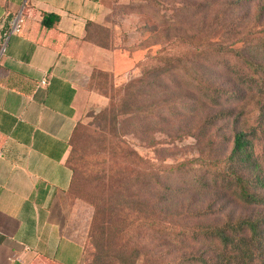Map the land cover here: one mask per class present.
<instances>
[{
    "label": "rangeland",
    "instance_id": "374dc122",
    "mask_svg": "<svg viewBox=\"0 0 264 264\" xmlns=\"http://www.w3.org/2000/svg\"><path fill=\"white\" fill-rule=\"evenodd\" d=\"M225 2L217 8L226 10L223 25H230L235 39H239L236 46L246 40L245 34L249 30L264 28V16L257 18L255 13L256 8L264 7V0L244 1L235 6L230 0ZM99 4L101 16L87 26L84 56L80 58L86 71L82 79L83 90L91 94V99L86 97L79 109L76 132L71 141L77 162L74 179L67 190L69 202L76 205L85 233L81 264H93L104 240L108 244L102 249L104 255H100L102 259L97 264H120V250L128 255L136 246L140 247V257L135 264H186L182 258L208 253L206 242L179 245L169 239L164 241L160 234L142 226V219L136 213L116 209V206L125 197L159 201L168 197L172 201L169 211L185 218L181 220L184 224L200 222L190 220L197 211L206 213L207 217L201 222L215 224H222L229 217L264 214L263 209L244 205L228 189L215 185L204 190L181 186L182 180L189 181L193 176L203 178V183L209 181L215 175L214 164L223 165L220 161L231 147L230 124L215 121L204 134L197 136L198 131H193L194 136L167 137L171 131L186 130L195 121L202 120L200 112L188 114L190 92L187 95L188 89L182 85L178 86L180 92H174L181 101L176 99L177 103L169 109L159 104L152 109V115L146 113L142 118L132 112L120 114L121 108H114L115 121L109 114L106 123L97 115L109 104V99L114 107L121 105L127 97H130L129 102L135 101L138 105L155 102L158 98L152 97V91L148 90V95H137V88L143 82L151 83L152 69L161 67L164 57L180 55L191 64L194 50L191 36L194 37L198 25L201 35L204 33L209 11L206 12L204 6L198 16H193L194 0H170L169 10L150 6L144 0H99ZM247 39L251 40V36ZM236 67L239 69L240 65ZM244 73H247L246 77L251 74L249 70ZM141 77L142 82H137ZM203 78L222 97L232 88L237 91L240 100L235 99L237 103L230 107L235 115H240L236 129L255 131V154L260 167L264 168V96L249 87V81L241 84V79L234 74L227 76L221 64H207ZM162 79L169 89L182 82L175 70ZM129 84L131 87L124 91ZM182 111L186 114L177 115ZM172 113H176L173 115L176 119L171 124L162 123L161 118ZM181 162L178 171L170 169ZM149 176H152V182L159 178L160 186L148 188L145 184V187L144 183L148 181L144 179ZM166 176L172 178L168 180L169 186L164 188L162 182ZM125 218L129 226L124 232L117 233Z\"/></svg>",
    "mask_w": 264,
    "mask_h": 264
},
{
    "label": "crops",
    "instance_id": "0c3cea01",
    "mask_svg": "<svg viewBox=\"0 0 264 264\" xmlns=\"http://www.w3.org/2000/svg\"><path fill=\"white\" fill-rule=\"evenodd\" d=\"M20 9V32L10 34ZM42 13L59 17L54 28L41 25ZM100 16L99 0H0V264L83 260L66 159L80 106L91 99L82 86L84 25Z\"/></svg>",
    "mask_w": 264,
    "mask_h": 264
},
{
    "label": "trees",
    "instance_id": "16d2710c",
    "mask_svg": "<svg viewBox=\"0 0 264 264\" xmlns=\"http://www.w3.org/2000/svg\"><path fill=\"white\" fill-rule=\"evenodd\" d=\"M144 1H147L150 6L160 7L163 10L171 9L168 5L170 0ZM225 1L227 0H194L193 16H198L201 7L204 6L206 12L209 11L207 14L210 16L208 22L204 25V33L201 35V29L198 25L195 29L194 37L191 36L194 49L193 57L190 61L191 64L180 55L164 57L162 60L163 65L152 69L154 77L151 83L144 84L143 82L137 88V95L140 93L147 94L149 90L152 91V97L158 98L157 100H160V102L156 100L152 104L144 106L138 105L135 101L129 102L130 97H127L121 105L114 107L111 99H109V104L98 113L97 117L101 122L106 123L110 114L111 120L115 121L114 108H121L120 114L132 112L137 116H142V118L146 113L152 115V109L159 106V104L169 109L177 103L176 99H179L174 92L179 89L178 86H184L188 89V91H185L186 94L188 95V92H190L188 96L191 97L188 114L193 113V111L194 113L200 112L202 120L195 121L186 130L176 129L173 132L171 131L166 135L167 137L177 139L194 136L193 131H198L196 134L198 136L204 134L215 121L230 124L232 133L230 150L220 161V164L223 165L218 166L214 164L215 175L204 183L203 178L197 179L196 176H193L189 178V181L182 180L181 186L184 185V188H199L202 190L207 189L211 185L222 187L230 190L244 205L264 210V168L260 167L255 154V131L251 129H236V126L240 122V115H235L233 109H230L232 104L237 103V101H234L235 99L240 100L237 97L238 93L232 88L222 97L216 88H213L203 78L207 64H216L217 66L221 64L224 65L227 76L234 74L238 77V80L241 79V84H245L246 80L249 81L247 85L257 90L259 95L264 96V28L257 31L249 30L245 34L246 40L241 45L236 46L239 39H235V33L229 29L230 25H223L226 10L217 8L219 5H225ZM244 1L249 2V0H230L234 6L242 4ZM262 11H264V7L256 8L255 13L257 18L260 15L264 16ZM58 20L59 17L53 13H42L41 25L45 28H54ZM93 22L87 21L85 23L83 40L87 26ZM6 31L7 29L2 30L0 33V49ZM250 36L251 40H248L247 38ZM237 64L240 65L239 69L236 67ZM174 70L179 74L182 82L174 88L169 89L162 78L167 77ZM247 70L251 72L248 77L245 76L247 73H244ZM137 82L141 83L142 77ZM235 84L242 86L240 83L235 82ZM129 87H131V84L126 85L123 88L124 91ZM180 101L181 99H179ZM180 114L186 113L184 111L177 113V115ZM173 115L176 116V113L164 115L161 118L162 123L171 124L176 119ZM75 130L76 125L69 139L70 151L66 159V165L71 171L69 188L74 179L77 162L76 154H74V149L71 146ZM181 165L182 162L176 163L170 166V169L178 171ZM143 176L144 174H142ZM171 178L168 176L164 177L162 182L164 188L169 186L168 180H171ZM144 180L148 181L144 183L148 188L160 186L159 178H155L152 182V176H149ZM134 181L135 184L138 183L137 179ZM219 184L222 185L220 186ZM171 205L172 201L168 197L164 198V201L125 197L121 198V202L117 204L116 209L129 211L128 213H136L137 217L142 219V226L160 234L164 241L169 239L177 242L179 245L191 244L192 241L195 243L206 242L208 253H204L203 255L205 256L192 254L188 255L187 258H182L181 260H185L186 264H264V214L250 217H236L235 219H230L229 217L222 224H215L201 222L207 217L206 213L204 211H197L190 220L196 219L200 222L196 223L193 221L194 223L192 224H184L181 220L185 218H181L178 214L169 211ZM94 220L95 218H93V222ZM120 224L122 226L117 229V233L120 231L124 232L125 227L129 226L126 218ZM102 242L100 248L98 247L97 256L95 255L92 261L93 264L101 261L102 257L100 255H104L102 249L106 248L108 243L105 240ZM120 251V264H127V261L129 264H135L136 260L140 257V247L138 246L128 255H125L122 249Z\"/></svg>",
    "mask_w": 264,
    "mask_h": 264
},
{
    "label": "built area",
    "instance_id": "2783aa9c",
    "mask_svg": "<svg viewBox=\"0 0 264 264\" xmlns=\"http://www.w3.org/2000/svg\"><path fill=\"white\" fill-rule=\"evenodd\" d=\"M21 24H22V9H20V11L17 13V15L14 17L13 22L11 24L9 33H19L20 29H21ZM25 252H28V249H25V251L23 252V254ZM20 257H22V255H20ZM19 257V258H20ZM14 260V258H10L9 261L12 262Z\"/></svg>",
    "mask_w": 264,
    "mask_h": 264
}]
</instances>
